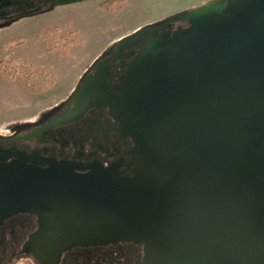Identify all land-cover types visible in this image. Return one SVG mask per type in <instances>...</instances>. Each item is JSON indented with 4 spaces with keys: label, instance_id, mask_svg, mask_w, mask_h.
I'll list each match as a JSON object with an SVG mask.
<instances>
[{
    "label": "water",
    "instance_id": "1",
    "mask_svg": "<svg viewBox=\"0 0 264 264\" xmlns=\"http://www.w3.org/2000/svg\"><path fill=\"white\" fill-rule=\"evenodd\" d=\"M170 20L188 25L159 31ZM142 40L117 83H107L110 58L100 61L70 108L24 136L78 119L93 101L131 147L107 165L0 149V222L36 213L24 250L41 262L129 241L143 245L137 264H264V0L177 11L115 41L112 57Z\"/></svg>",
    "mask_w": 264,
    "mask_h": 264
},
{
    "label": "flooded vegetation",
    "instance_id": "2",
    "mask_svg": "<svg viewBox=\"0 0 264 264\" xmlns=\"http://www.w3.org/2000/svg\"><path fill=\"white\" fill-rule=\"evenodd\" d=\"M49 7V3L45 5V0H0V31L13 26L24 18L45 12L49 10ZM170 23L171 27L158 28L159 31L168 29L174 31L178 27L184 28L188 25L187 22L180 20H170ZM58 28L55 25L49 26L46 28L47 33L51 30L58 31ZM49 34L50 32L46 41L50 43L53 40L54 46L62 47L59 42L62 38L54 37L52 39V33L50 36ZM6 40L9 42L7 45L9 48L0 49V67L2 72L8 73V70L13 72V78L5 77L6 80L13 81L15 79L18 82L21 81L23 85L25 81H28L33 85L41 86L45 81V75L49 73L46 63H35L28 61V57L24 55H15V50L11 48L20 46L21 41L19 43L16 40L15 43H12V41ZM144 42L145 40H142L138 44L123 48L121 53L114 57L112 56L116 51L117 42L114 44L112 42L113 47L109 48V52L103 55L104 51L111 45L109 44L82 73L75 88L68 96L41 110L36 118L9 123L6 130L0 132V149L10 150L15 154L32 155L38 159L47 157L67 159L77 164H86L88 161L97 159L107 165L124 154L132 145L130 136L120 137L112 129L115 120L108 114V107L93 106V101L89 102L87 110L78 119L43 129L28 137L24 136L36 132L58 114L70 108V100L82 79L93 74L96 65L108 58L110 59L107 83L109 87H112L118 82L122 62L129 61L131 53H138L140 45ZM46 53L49 54V48H47ZM35 76H39L40 79L36 81ZM14 157L17 155H12L8 161ZM31 164L37 167H45V164L40 162ZM38 227V215L31 211L18 212L4 218L0 222V264H137L143 260L142 244L117 241L98 245H75L63 251L57 260L41 262L31 252L24 250L26 242Z\"/></svg>",
    "mask_w": 264,
    "mask_h": 264
},
{
    "label": "rangeland",
    "instance_id": "3",
    "mask_svg": "<svg viewBox=\"0 0 264 264\" xmlns=\"http://www.w3.org/2000/svg\"><path fill=\"white\" fill-rule=\"evenodd\" d=\"M206 1L82 0L55 6L0 31V49L9 48L6 39L12 43L21 41L20 46L11 48L15 55L46 63L49 69L43 83L49 86L40 92L26 88L20 80L7 81L5 77L13 78V72H2L0 67V132L11 122L36 118L41 110L68 96L82 73L112 42L145 24ZM54 25L59 27L58 31L48 33H52V39L62 38V47L54 46L53 40L46 41V28Z\"/></svg>",
    "mask_w": 264,
    "mask_h": 264
},
{
    "label": "trees",
    "instance_id": "4",
    "mask_svg": "<svg viewBox=\"0 0 264 264\" xmlns=\"http://www.w3.org/2000/svg\"><path fill=\"white\" fill-rule=\"evenodd\" d=\"M49 82L51 83V81H49ZM30 84H31V83L28 82V81H27V82H26V81L24 82V86H25L26 88H27V87H28V88L31 87L30 90H33V91H41V90H45V89H47L48 86H49L48 84L45 83V84L41 85L40 88H39V87H36V86H30Z\"/></svg>",
    "mask_w": 264,
    "mask_h": 264
}]
</instances>
